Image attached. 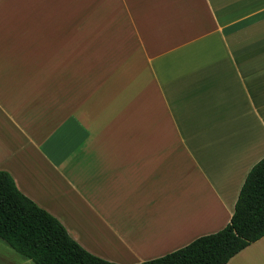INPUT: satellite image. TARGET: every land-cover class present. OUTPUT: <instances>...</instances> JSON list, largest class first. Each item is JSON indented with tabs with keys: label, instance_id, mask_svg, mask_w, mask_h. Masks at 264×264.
Masks as SVG:
<instances>
[{
	"label": "crops",
	"instance_id": "1",
	"mask_svg": "<svg viewBox=\"0 0 264 264\" xmlns=\"http://www.w3.org/2000/svg\"><path fill=\"white\" fill-rule=\"evenodd\" d=\"M263 157L264 0H0V170L89 252L223 229ZM0 264L35 263L0 237Z\"/></svg>",
	"mask_w": 264,
	"mask_h": 264
},
{
	"label": "trees",
	"instance_id": "2",
	"mask_svg": "<svg viewBox=\"0 0 264 264\" xmlns=\"http://www.w3.org/2000/svg\"><path fill=\"white\" fill-rule=\"evenodd\" d=\"M264 235V157L249 171L230 222L161 257L136 264H226ZM0 237L35 264H119L86 250L52 213L0 170Z\"/></svg>",
	"mask_w": 264,
	"mask_h": 264
}]
</instances>
